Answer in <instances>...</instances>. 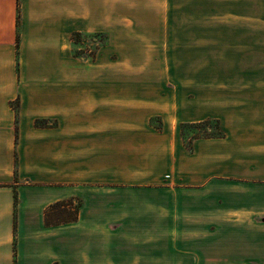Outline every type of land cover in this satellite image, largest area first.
I'll return each instance as SVG.
<instances>
[{"label":"crops","instance_id":"obj_1","mask_svg":"<svg viewBox=\"0 0 264 264\" xmlns=\"http://www.w3.org/2000/svg\"><path fill=\"white\" fill-rule=\"evenodd\" d=\"M199 1L0 0V264H103L80 211H45L105 178L175 179L207 210V264H264V0L184 7ZM205 80L186 101L182 83ZM207 119L224 137L187 149L179 125Z\"/></svg>","mask_w":264,"mask_h":264},{"label":"rangeland","instance_id":"obj_2","mask_svg":"<svg viewBox=\"0 0 264 264\" xmlns=\"http://www.w3.org/2000/svg\"><path fill=\"white\" fill-rule=\"evenodd\" d=\"M192 5L206 9L204 0L184 3L185 8ZM91 41L92 45L79 49L88 57L93 56L96 41L104 40ZM182 84L186 101L188 97L206 99V80ZM108 180H103L98 192H81L82 197L75 198L82 204L79 216L89 223V233L81 239L86 250L92 255L102 252L103 264H207V210L194 213L191 196H177L175 179H164L171 187L167 193L156 190L155 184L136 192L115 191Z\"/></svg>","mask_w":264,"mask_h":264},{"label":"trees","instance_id":"obj_3","mask_svg":"<svg viewBox=\"0 0 264 264\" xmlns=\"http://www.w3.org/2000/svg\"><path fill=\"white\" fill-rule=\"evenodd\" d=\"M81 39H79V36H75L73 38V42L75 45L79 44ZM75 56L81 57L82 53L81 50H75ZM13 110L15 113L17 112V102L15 104H12ZM153 122V120L151 119ZM46 122H37L36 125H45ZM154 128L156 130H161V126L154 125ZM191 132V135L187 136V132ZM179 135L181 139L183 140L184 145L187 147V149L190 150L191 144L195 140L199 139H211V138H222L224 137V133L219 127V124L217 121L213 120H204L198 123H192V124H186L181 123L179 125ZM14 200L16 202V196L14 195ZM80 202L78 201L76 204H73L72 200L68 201H62L57 202L53 205H51L46 211H45V224L51 225V224H59L62 221L56 220L55 222L51 221L53 217H59V215H63L64 213L70 214V221L66 222H75L78 217V211L80 208Z\"/></svg>","mask_w":264,"mask_h":264}]
</instances>
